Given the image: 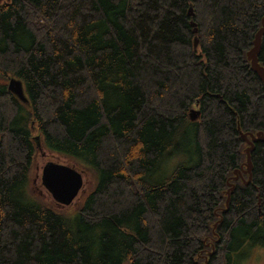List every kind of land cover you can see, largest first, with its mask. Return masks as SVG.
Instances as JSON below:
<instances>
[{
	"label": "trees",
	"instance_id": "trees-1",
	"mask_svg": "<svg viewBox=\"0 0 264 264\" xmlns=\"http://www.w3.org/2000/svg\"><path fill=\"white\" fill-rule=\"evenodd\" d=\"M263 16L264 0H2L0 264H235L264 240V140L246 183L243 137L264 131L247 56ZM186 133L197 160L154 181ZM37 136L93 179L73 209L31 192Z\"/></svg>",
	"mask_w": 264,
	"mask_h": 264
},
{
	"label": "rangeland",
	"instance_id": "rangeland-1",
	"mask_svg": "<svg viewBox=\"0 0 264 264\" xmlns=\"http://www.w3.org/2000/svg\"><path fill=\"white\" fill-rule=\"evenodd\" d=\"M198 104H194L192 107L191 118L193 120L199 119L198 117ZM39 136H37L36 143L37 148L34 163L30 175V189L34 196L42 199L45 202L53 204L59 208L63 209H73L76 204L79 203L83 193L88 188L89 184L93 182L91 179L89 172L86 168H83L80 164L74 163L72 160H68L65 157L59 154H53L51 152L46 151V149L42 146V143L38 142ZM246 147V151H247ZM197 160L196 156V144L193 141V135L187 134L183 136L182 141L180 142L179 149L173 153L172 156L166 162V166H163L162 169L155 175L154 181L159 182L168 177L174 168L180 165H189L194 163ZM49 162H59V163H70L80 169L83 173L84 177V186L77 195V197L70 203L62 204L58 200H56L45 185L43 180V173L45 167ZM247 167V160L244 162ZM245 169V167H244ZM247 170V168L245 169ZM241 172H237L234 174L235 176H240ZM89 179V184H88ZM232 259L235 264H264V240H260L258 238L254 240H247L245 243L236 251L232 253Z\"/></svg>",
	"mask_w": 264,
	"mask_h": 264
},
{
	"label": "water",
	"instance_id": "water-1",
	"mask_svg": "<svg viewBox=\"0 0 264 264\" xmlns=\"http://www.w3.org/2000/svg\"><path fill=\"white\" fill-rule=\"evenodd\" d=\"M2 0H0L1 2ZM197 31V30H195ZM264 35V16L262 18V26L258 30L254 40V46L247 52L248 59L251 61L253 70L259 75L264 83V66L260 63L258 54L261 49L262 37ZM195 44H198V39H196ZM9 90L14 93L21 101L27 102V97L24 92L23 83L21 80L11 77L8 83ZM244 139L248 143L247 148V170L246 173L249 174V179L246 183H249L252 179V159L251 151L254 149L255 142L264 140V131H259L257 133H244ZM236 171L235 173L237 174ZM239 176H235L237 179ZM43 180L45 185L53 194L54 198L62 204H67L72 202L81 189L84 186L83 173L77 169L74 165L70 163H59V162H49L44 169ZM231 185V184H230ZM234 189L231 185L228 190ZM229 203V197L227 199V205Z\"/></svg>",
	"mask_w": 264,
	"mask_h": 264
}]
</instances>
